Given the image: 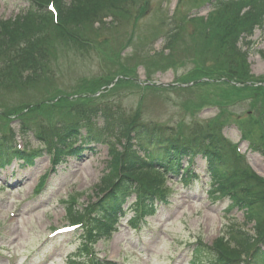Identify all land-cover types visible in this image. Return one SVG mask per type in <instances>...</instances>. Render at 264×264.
<instances>
[{
  "label": "rangeland",
  "instance_id": "rangeland-1",
  "mask_svg": "<svg viewBox=\"0 0 264 264\" xmlns=\"http://www.w3.org/2000/svg\"><path fill=\"white\" fill-rule=\"evenodd\" d=\"M135 1L130 18L109 17L89 26L91 41L101 35V42L92 46L71 47L51 37L48 57L37 71L8 66L2 63L7 51L0 54V139L12 137L11 126L16 144L25 146L17 134L24 124L30 130L29 144L43 148L39 139L56 138L61 122L70 118L65 114L71 106L90 102L100 107L97 132L102 130L108 137L104 140L111 141L93 144L95 150L85 151L82 158L67 156L56 167L45 148L34 165L14 160L0 169V264H93L100 258L110 264H212L219 261V243L229 242L232 229L255 233L248 211L232 206L229 198L212 197L208 159L201 155L192 165L196 182L185 183L173 175L164 179L156 189L165 191L164 198L158 196L153 213L139 228L131 225L134 197L119 224L102 229V237L90 234L98 217L82 223L89 207L104 196L113 159L123 151L112 135L138 120L159 126L164 135L204 130L200 133L220 137L215 145L228 154L222 165L234 163L240 175L253 171L264 180V154L250 150L249 142L264 141V82L222 76L217 69L231 48L203 37L205 29L213 32L206 25L221 8L212 9L211 0ZM228 2L222 14L232 13L224 11ZM31 4L32 0H0V21H12ZM197 13L208 15L187 19ZM179 24L184 29L168 46L167 33ZM237 45L244 46L246 56L227 59L245 57L248 77L262 81L264 26ZM46 174V184L36 193ZM73 225L71 232L56 233ZM198 248L207 258H195ZM237 257L238 264L245 262L244 254Z\"/></svg>",
  "mask_w": 264,
  "mask_h": 264
},
{
  "label": "trees",
  "instance_id": "trees-1",
  "mask_svg": "<svg viewBox=\"0 0 264 264\" xmlns=\"http://www.w3.org/2000/svg\"><path fill=\"white\" fill-rule=\"evenodd\" d=\"M229 1L224 11H232L230 15L222 14V5ZM218 1L217 7L221 12L206 26L210 29L204 30V38L207 42L219 40L222 46L231 48V52L221 60V67L217 71L222 72V76H231L238 81L258 84L264 82L254 81L253 75H247V62L245 57L237 60L241 55L246 56V51L237 44L241 38L253 35L255 26L264 25V0H227ZM31 4L21 14L12 21H0V54L5 49L7 53L2 56V63L11 67L24 66L26 69L37 71L39 63H44L48 57L46 45L48 40L55 36L63 39L67 45L79 47L91 45V37L87 35L89 26L96 23H103L109 17L132 15L135 0H32ZM53 3L58 11L55 18L52 11L48 9V4ZM233 6V10H232ZM248 10L242 11L243 8ZM119 10V11H116ZM217 11V12H218ZM216 12V13H217ZM220 15H222V18ZM228 16V17H227ZM233 17V19H232ZM208 19V18H207ZM206 19H202L204 21ZM184 29L183 26H181ZM180 25L170 30L169 44L172 46L178 38ZM51 29V30H50ZM53 32V34H50ZM89 32L92 33L91 28ZM244 33V34H243ZM96 37V36H95ZM203 37L201 40L203 41ZM235 55L227 59L228 56ZM195 58V57H194ZM196 60V58L194 59ZM201 66L202 59L197 60ZM173 64L175 61H170ZM39 70L36 75L39 76ZM71 110V111H70ZM86 110L83 105L71 106L65 116H70L66 121H62L61 128H57V139L53 141L57 151L55 153V164L62 163L65 157H82L86 149L94 150L90 143H97V134L93 133L91 124H83L82 119L88 117L86 112H90V118L99 113L97 107ZM70 111V112H69ZM64 122V123H63ZM127 125V124H126ZM87 130V135L83 137V143L77 145L79 138L83 136L82 130ZM23 132L27 129L22 126ZM12 133V132H11ZM14 134L12 133V137ZM3 137L0 139V169L13 160H23L24 162L35 161L37 152L21 151L14 144V138ZM115 137L123 145L124 151L119 152L113 159L112 176L106 185L107 191L103 198L92 204L88 210L90 218L98 217L94 223V228L90 232L93 236L102 237L101 230H110L113 223L117 222L126 213L130 199L135 195L136 203L133 206L140 217L153 209V199L151 194H155L163 179L173 175L177 177L180 170H186L187 175L183 176L190 180L193 177L190 161H194L199 154L212 160L209 164V171L212 177L213 192H218L220 197H227L231 200L232 206H240V210L250 213L249 218L255 222L254 232L250 233L240 228L232 229L229 233V242L219 243L221 255L216 264H238L241 258L237 256L244 254L245 264H264V180L250 171L248 175H240L234 166L225 167L219 159V153L210 143L204 139L189 136V143H185L181 137H165L164 135L150 131L146 125L133 122L128 124V128L120 130ZM92 139L96 141H91ZM136 143V144H135ZM55 144V145H54ZM262 147L252 145L251 148L264 154V141ZM82 145V146H81ZM144 157L141 156V154ZM222 158V157H220ZM187 160V166L183 167V162ZM236 163V162H235ZM54 164V165H55ZM224 166V167H223ZM110 173V174H111ZM153 176L150 178V176ZM147 179V182L144 180ZM144 184V188L141 186ZM162 194L163 192L160 191ZM90 221V219H89ZM99 233H94L96 228ZM96 243V242H94ZM196 257L207 258L206 251L198 248ZM210 254L212 252L207 251ZM205 253V254H204ZM249 260V261H248ZM94 264H106L95 262ZM110 264V263H108ZM215 264V261L212 262Z\"/></svg>",
  "mask_w": 264,
  "mask_h": 264
}]
</instances>
